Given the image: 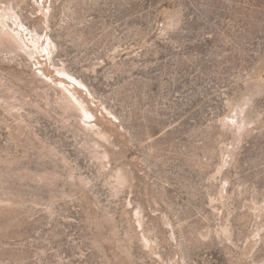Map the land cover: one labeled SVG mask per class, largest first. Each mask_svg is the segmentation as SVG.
<instances>
[{"label": "rangeland", "instance_id": "rangeland-1", "mask_svg": "<svg viewBox=\"0 0 264 264\" xmlns=\"http://www.w3.org/2000/svg\"><path fill=\"white\" fill-rule=\"evenodd\" d=\"M0 264H264V0H0Z\"/></svg>", "mask_w": 264, "mask_h": 264}]
</instances>
